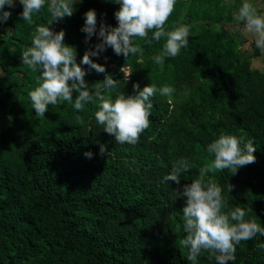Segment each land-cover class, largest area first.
Listing matches in <instances>:
<instances>
[{
  "label": "trees",
  "instance_id": "16d2710c",
  "mask_svg": "<svg viewBox=\"0 0 264 264\" xmlns=\"http://www.w3.org/2000/svg\"><path fill=\"white\" fill-rule=\"evenodd\" d=\"M49 2L28 24L20 18L17 0L15 8H4L11 17L0 25V264H191L189 249L180 244L186 236V197H177L175 190L198 179L200 169L212 163L207 145L221 135L242 137L241 147L253 141L255 163L234 175L227 169L209 172L204 181L222 188L225 213L239 206L246 211L245 221L264 227V73L250 68L251 57L260 51L254 43L245 56L242 42L223 28L235 21L232 7L224 0H176L164 27L188 25L189 44L177 57H166L163 70L154 57L162 54L166 37L151 44L137 40L143 55L125 58L107 48L92 57L105 73L81 65L90 90L105 75L120 80L113 100L120 92L133 95L136 83L141 90L150 84L174 88L170 96L157 92L150 98V127L129 145L116 143L96 122L97 103L77 112L62 101L49 105L44 119L35 116L28 93L37 86L39 72L32 73L20 58L31 46L35 27L52 19ZM119 8L115 0H82L71 17L50 27L65 32L64 43L76 49L79 64L100 42L94 35L84 43V14L95 10L97 30L101 21L117 27ZM125 64L132 72L128 81L120 72ZM183 95L185 100L177 102ZM2 118L8 121L1 123ZM86 152L93 157L86 158ZM181 158L190 170L180 185L165 182ZM229 184L234 186L230 193ZM261 245L259 235L242 241L230 264H264ZM197 264H216L214 254L202 251Z\"/></svg>",
  "mask_w": 264,
  "mask_h": 264
},
{
  "label": "clouds",
  "instance_id": "9594fccd",
  "mask_svg": "<svg viewBox=\"0 0 264 264\" xmlns=\"http://www.w3.org/2000/svg\"><path fill=\"white\" fill-rule=\"evenodd\" d=\"M16 2L17 0H0V25L11 17V12L4 11V8H15ZM18 2L23 8L20 18L28 24L34 23V13H40L45 8V0ZM78 2L82 0H50L47 11L52 19L47 25L35 27L31 46L21 54L22 64L32 73L39 72L36 77L37 86L28 93L35 116L44 119L48 106L62 101L71 103L77 112H82L86 104L97 103L95 120L103 126L104 132L114 137L116 143L136 145L141 134L151 124L153 104L150 98L157 92L170 96L174 88L163 86L157 89L154 84H150L141 90L136 83L133 84V95L120 92L113 100V91L120 80L105 75L103 81L97 82L90 90L85 81L88 72L81 65H86L89 70L97 73H105V67L93 62L92 57H99L107 48H111L117 56L122 55L125 58L130 55H143V48L137 40L151 44L166 37L162 54L154 57V62L163 70L166 57L175 58L181 49L188 47L190 27L179 23L174 30L166 31L164 26L174 11L176 0H115L120 5L119 11L114 14L117 27L101 21L97 30L95 10L84 14L85 22L81 28L86 33L84 43L88 44L94 35L100 42L93 46L94 50H86L78 64L76 49L64 43L65 32H56L50 27L65 17H71L74 4ZM235 22L238 26L243 25L244 35L250 36L255 48L264 54V15L258 13L257 7L245 0L235 15ZM7 34L10 36L12 30ZM120 72L124 74L126 81L132 74L126 64L121 67ZM73 93L77 94L75 98ZM77 119L83 123L82 117ZM242 142V137L221 135L208 144L206 150L214 156L212 163L200 169L198 179L184 184L182 190H175L177 197H186V206L182 209L186 236L180 244L189 249L187 260L191 264H197V258L205 250L214 254L216 264H230L235 261L236 246L242 241L251 240L257 235L264 237V227L261 224L255 220L245 221L246 211L243 208L237 206L225 213L223 209L228 202L222 196V188L212 180L207 183L204 181L209 172L227 169L234 175L241 167L255 163L254 142L249 140L241 147ZM105 150V146H101L100 154L104 155ZM84 155L89 159L93 157L91 152ZM189 170V162L181 158L172 164L170 174L165 175L163 180L180 185L182 174ZM233 188L229 184L228 192Z\"/></svg>",
  "mask_w": 264,
  "mask_h": 264
},
{
  "label": "rangeland",
  "instance_id": "374dc122",
  "mask_svg": "<svg viewBox=\"0 0 264 264\" xmlns=\"http://www.w3.org/2000/svg\"><path fill=\"white\" fill-rule=\"evenodd\" d=\"M235 0H224V3L227 4V5H232V3L234 2ZM240 1H243V0H240ZM264 2V0H262ZM262 1H259V0H253V3H255L256 7L262 5ZM237 2H239V0H237ZM250 2V1H249ZM244 3V2H243ZM242 3V4H243ZM252 3V2H251ZM242 4H240V7L242 6ZM254 5V6H255ZM264 6V4L262 5ZM232 7V6H231ZM239 7V8H240ZM233 9V8H232ZM263 10H258V13H260L261 15H264V8H262ZM239 11V10H238ZM183 9H178L177 11V17L178 18H181L183 16ZM238 13V12H237ZM241 27V29L243 28V25H237V23L234 21V22H231V23H228V24H225L223 25V28H225L231 35V38L233 40H238V41H241L242 44H240V51L245 55V56H248L250 55L251 53V48H250V44L251 43H254L252 38L250 36H245L243 32H240V36L238 34L237 36V33H236V29L238 30L239 28ZM211 28H216L215 25L211 26ZM242 33V34H241ZM243 38H246V39H243ZM259 57H251L250 59V68L251 69H259L261 72L264 73V54H262L261 52L259 53L258 55ZM2 74V72L0 71V75ZM186 98V95H183L181 97H178L176 99L177 102H182L184 101ZM167 99L169 100V102L171 101V99L169 97H167ZM8 121L7 118H2L1 119V123H6Z\"/></svg>",
  "mask_w": 264,
  "mask_h": 264
},
{
  "label": "crops",
  "instance_id": "0c3cea01",
  "mask_svg": "<svg viewBox=\"0 0 264 264\" xmlns=\"http://www.w3.org/2000/svg\"><path fill=\"white\" fill-rule=\"evenodd\" d=\"M250 1V3L252 2V4H254L255 5V3H253V0H248V2ZM259 1H262V0H259ZM243 2H245V0H243V1H240L239 0V2H237V0H235L233 3H232V11H233V13L236 15L237 14V12H238V10H239V7H240V4H242ZM264 4V2L262 1V5ZM262 5H260V6H258L257 7V9L258 10H263L262 8H264V6H262ZM256 6V5H255ZM261 13V12H260ZM259 13V14H260ZM241 26V25H240ZM243 29V28H242ZM241 29V27L237 30L236 29V33H237V36H238V34H239V36H240V32H243V30ZM242 34V33H241ZM243 39H246V38H243ZM259 53H260V51H259ZM259 55V54H258ZM249 56V55H248ZM256 57H259V56H256ZM255 58V57H254ZM250 62V61H249ZM255 70H257V71H259V72H261L259 69H255ZM261 73H263V72H261Z\"/></svg>",
  "mask_w": 264,
  "mask_h": 264
}]
</instances>
